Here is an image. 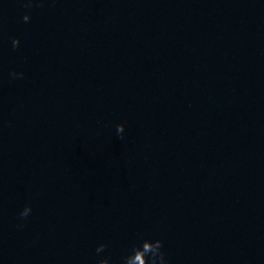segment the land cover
I'll return each mask as SVG.
<instances>
[{"label": "clouds", "instance_id": "clouds-1", "mask_svg": "<svg viewBox=\"0 0 264 264\" xmlns=\"http://www.w3.org/2000/svg\"><path fill=\"white\" fill-rule=\"evenodd\" d=\"M39 0H23V5L26 11L22 19L25 23L31 20V9L33 5L38 3ZM13 49L20 45L19 37H13L11 40ZM10 76L14 79L23 78V72L13 70ZM117 134L123 138L125 125L123 123L116 126ZM32 212L31 204H26L19 213L21 220L26 219ZM109 245L107 243H99L96 246L95 252L98 257L96 264H113L109 255H102L106 253ZM118 264H169L167 254L164 250V241L162 239H153L151 237L138 236L127 252L121 257Z\"/></svg>", "mask_w": 264, "mask_h": 264}]
</instances>
